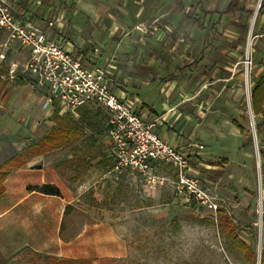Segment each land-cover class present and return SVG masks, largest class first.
<instances>
[{"label":"rangeland","instance_id":"rangeland-1","mask_svg":"<svg viewBox=\"0 0 264 264\" xmlns=\"http://www.w3.org/2000/svg\"><path fill=\"white\" fill-rule=\"evenodd\" d=\"M22 2L25 7L52 6L48 13L28 18L52 38H61L84 67L104 68L114 80V92L133 93L159 114L155 120H165L163 132L154 125L155 133L188 155L185 177L208 202L194 200L169 165L153 164L149 179L116 168L107 115L94 106L79 109L76 116L54 102L46 107L48 94L24 72L25 58L6 53L0 59V119L11 134L2 137L7 146L2 156L35 150L55 127L56 116L76 124L81 134L55 149L57 157L43 158L41 166L53 163L73 183L80 169L89 171L87 185L77 191L82 195L62 223V243L50 248L58 255L25 251L12 263L264 262V122L255 128L261 119L250 106L261 0ZM230 3L248 13H228ZM188 15L203 28L190 24ZM247 59L251 65L246 71ZM226 219L246 250L229 239Z\"/></svg>","mask_w":264,"mask_h":264},{"label":"built area","instance_id":"built-area-1","mask_svg":"<svg viewBox=\"0 0 264 264\" xmlns=\"http://www.w3.org/2000/svg\"><path fill=\"white\" fill-rule=\"evenodd\" d=\"M0 32L7 43L14 42L27 52L24 72L34 86L47 92L46 107L54 102L64 113L76 116L79 109L94 106L107 115L109 151L116 168L149 179L153 164L169 165L178 172L180 184L188 186L194 200L208 202L202 190L185 177L188 155L155 133V122H147L139 114L141 103L137 97L113 91L114 80L104 68L84 67L61 38L56 40L16 18L5 0H0ZM245 65L247 71L251 62L247 59Z\"/></svg>","mask_w":264,"mask_h":264},{"label":"crops","instance_id":"crops-1","mask_svg":"<svg viewBox=\"0 0 264 264\" xmlns=\"http://www.w3.org/2000/svg\"><path fill=\"white\" fill-rule=\"evenodd\" d=\"M5 1L16 18L38 28L41 26L36 24L34 18H28V15L33 14L37 16V13H48V11L52 10V6L42 7L32 4L25 7L22 2L25 0ZM36 3L39 4L38 1ZM237 8L240 9L241 7ZM257 19L252 55L253 67L257 69L254 83L264 74V8L257 15ZM0 35L4 38V41L0 43V50H2L0 56H4L6 53H15L16 55L18 54V57L26 59V51L20 50L17 52L19 48L13 45L12 42L7 43L5 34L0 32ZM127 95L134 96L133 93ZM139 101L141 103V108L138 110L139 114L147 122H155V127L160 132H163V122L165 120H155L159 114L155 113L140 99ZM7 127L6 121L0 119V168L14 157L19 158L20 165L4 170L6 178L1 184L0 264H13V261L21 259L25 251L31 254H45L46 256L56 257L58 255L57 252L51 254L50 248L54 247L56 249V245L62 243L60 240L62 223L65 217L73 212L72 209L75 207V201L82 195L78 194L77 191L78 188L82 191L87 185L89 171L87 168L80 169V177L73 183L71 177L67 175L61 176L57 172L56 166H53V163H50V167L41 166L43 158L57 157V154L54 150L38 152L39 146L33 151L19 150L13 152L11 155L5 154L2 156L3 151L7 148L6 144L2 142V137H8L11 134V131ZM13 133L14 131L12 135H14ZM161 138L165 139V137ZM47 170H50V172L46 173ZM100 176L102 177L100 184L104 185V173ZM42 185L57 187L60 195H44L34 189ZM67 206L70 207V210L64 213Z\"/></svg>","mask_w":264,"mask_h":264},{"label":"trees","instance_id":"trees-1","mask_svg":"<svg viewBox=\"0 0 264 264\" xmlns=\"http://www.w3.org/2000/svg\"><path fill=\"white\" fill-rule=\"evenodd\" d=\"M264 8V0H261L259 12ZM236 10H240L242 12H247L245 9L240 8L238 9L236 5L229 4L228 5V13H232ZM226 13V11H224ZM189 22L199 29H202V25L199 23L198 20L194 19L191 15L187 16ZM250 106L251 111L255 117H260V122H258L255 125L256 129H259L260 125L264 122V74L261 75L256 82L254 83L251 91H250ZM54 124L55 127L51 129V131L44 136L40 142L39 147L37 149L38 152H46V151H52L57 149L58 147L64 146L68 141H72L76 138H78L81 134V130L79 127L71 122H67L65 120H58L56 116H54ZM234 127L238 130V132L242 135H246V130L243 128L242 125L233 122ZM247 137H249L247 135ZM19 158L14 157L8 160L1 168H0V193L2 191L1 184L6 178V173H4V170L10 169L12 167L19 166ZM39 193L49 196H59V190L57 187L52 185H42L41 187L37 188L35 187ZM70 210V207L67 206L64 213H67ZM224 227L228 234L229 239L232 241V243L239 248L240 250H246L247 246L239 241L235 235L234 228L232 226V221L226 219L224 221ZM260 264H264V262H261Z\"/></svg>","mask_w":264,"mask_h":264},{"label":"water","instance_id":"water-1","mask_svg":"<svg viewBox=\"0 0 264 264\" xmlns=\"http://www.w3.org/2000/svg\"><path fill=\"white\" fill-rule=\"evenodd\" d=\"M249 38H250V36H249ZM248 97V96H247Z\"/></svg>","mask_w":264,"mask_h":264},{"label":"bare ground","instance_id":"bare-ground-1","mask_svg":"<svg viewBox=\"0 0 264 264\" xmlns=\"http://www.w3.org/2000/svg\"><path fill=\"white\" fill-rule=\"evenodd\" d=\"M248 86V85H247Z\"/></svg>","mask_w":264,"mask_h":264}]
</instances>
